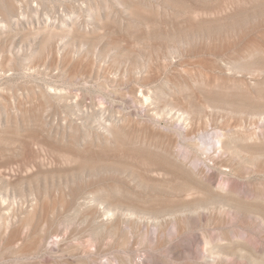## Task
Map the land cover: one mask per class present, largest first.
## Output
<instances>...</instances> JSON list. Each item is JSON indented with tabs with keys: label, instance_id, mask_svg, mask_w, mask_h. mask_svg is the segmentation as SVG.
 <instances>
[{
	"label": "rangeland",
	"instance_id": "obj_1",
	"mask_svg": "<svg viewBox=\"0 0 264 264\" xmlns=\"http://www.w3.org/2000/svg\"><path fill=\"white\" fill-rule=\"evenodd\" d=\"M0 264H264V0H0Z\"/></svg>",
	"mask_w": 264,
	"mask_h": 264
},
{
	"label": "bare ground",
	"instance_id": "obj_2",
	"mask_svg": "<svg viewBox=\"0 0 264 264\" xmlns=\"http://www.w3.org/2000/svg\"><path fill=\"white\" fill-rule=\"evenodd\" d=\"M148 96H149V95H148ZM213 140H222V139H221V138H214V137H213Z\"/></svg>",
	"mask_w": 264,
	"mask_h": 264
}]
</instances>
